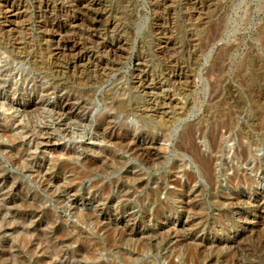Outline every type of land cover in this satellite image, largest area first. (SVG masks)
<instances>
[{
	"label": "rangeland",
	"instance_id": "1",
	"mask_svg": "<svg viewBox=\"0 0 264 264\" xmlns=\"http://www.w3.org/2000/svg\"><path fill=\"white\" fill-rule=\"evenodd\" d=\"M99 1L0 0V264H264V0Z\"/></svg>",
	"mask_w": 264,
	"mask_h": 264
},
{
	"label": "bare ground",
	"instance_id": "2",
	"mask_svg": "<svg viewBox=\"0 0 264 264\" xmlns=\"http://www.w3.org/2000/svg\"><path fill=\"white\" fill-rule=\"evenodd\" d=\"M80 3H81V5H80L81 6V12H79L77 15L71 17V19L67 20V22L64 25L59 26V27L51 25V30L49 32L46 31V35H48L52 39L57 40L56 41L57 42V46H55L56 48L54 50L55 51V56L56 57H62V56H65L66 54H69L71 56V58H72L71 62H72L73 65L78 64V63H83L87 58L92 60V57H93V56H90V53L88 51L89 49L87 50L85 48L84 43L82 41V38H81V36H79L80 27L83 24H89L92 27H94L95 29H97V27H102V25H104L107 22V14H106V12L103 9L102 2H100L99 0H80ZM61 8H65V7L62 6ZM62 10L65 11L64 9H62ZM158 10H160V9H158ZM164 12H166V11H164ZM8 14H9V18H11V19L17 18L18 17V8L16 9L14 7H10L9 10H8ZM160 21L161 20H159L158 22H160ZM9 23L10 22L7 21L6 25H4L0 29V34H2V32L4 33V35L11 34V32H12L11 28H12L13 24H11V23L9 24ZM116 26L117 25L114 23L112 25V28L116 27ZM43 27L46 28V25H43ZM157 29L159 31H161V32H167L168 31V29L166 27H164L161 23H159L157 25ZM94 38L97 41H99L100 44L101 43L104 44L103 42H105L104 36H103V34L101 32L96 33ZM163 40H164L165 52L168 53L169 55L172 54V52H174L175 49H176V44L174 42H172L171 39L166 37V36L163 38ZM95 43H96V41H95ZM105 46H106V49L108 48L111 51V53L113 52V53H115V55H117V53L119 54L124 48L121 41H119L117 43H115V41H114L111 44L110 43H106ZM95 62L97 63V59L96 58L92 62H87V64L82 65V67L84 69H86V68H88V66L91 67ZM73 65H72V67H74ZM78 67H79V65H78ZM122 106L123 105L121 104L120 107H122ZM153 113L161 114L159 117L157 115L156 118H159L160 122H165L163 118H164V115H166L167 113H159L157 111L153 112ZM109 126H110L109 129L112 128V124L109 125ZM147 154L150 155V151H147ZM200 164H201L203 170L209 176V178H212L213 176H212V170H211L210 161L208 159L207 160L202 159L200 161ZM67 165H69V164L66 163L63 166H61V170L62 169L64 170V168H66ZM91 259H93L95 261V257H91Z\"/></svg>",
	"mask_w": 264,
	"mask_h": 264
}]
</instances>
